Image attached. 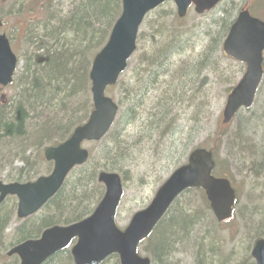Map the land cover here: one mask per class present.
Masks as SVG:
<instances>
[{
  "label": "trees",
  "instance_id": "trees-1",
  "mask_svg": "<svg viewBox=\"0 0 264 264\" xmlns=\"http://www.w3.org/2000/svg\"><path fill=\"white\" fill-rule=\"evenodd\" d=\"M50 3L49 0L44 2L25 0L24 2V4H30V11L36 10L35 4ZM71 3L73 8L67 16H63L58 21L47 20L48 23L41 24V27L30 37L28 47L31 53L27 57L31 60L26 62L27 57L25 59L24 79L18 97L9 106L0 103L1 160L6 155L10 157L11 154H18L21 155L22 160L28 161L26 153L29 150L42 152L49 145L59 144L69 138L73 130L88 119L93 109L89 78L92 61L95 54L107 42L111 29L121 14L122 0H72ZM221 13V17L201 23L197 33L194 29L190 33L187 32V25H189L187 17L180 19L173 11L170 15L178 21L179 27L161 28V23L158 28H154L153 23L150 24L149 29L153 32L144 35V31L138 36V45L140 44L139 47L143 53L139 56L134 70L136 78L133 87H130V77L124 76L117 85L108 88V92L117 98L120 108L126 100L135 112L140 95L145 93L143 88L148 90L150 85H152L151 88H155L157 84L161 87L159 96L163 95V98L160 96L159 101H155L149 116V120L152 118L148 128L151 136L156 132L165 131L172 124H176L174 125L176 128L177 118H174V109L178 105L186 103V107L192 109L194 114L198 111L201 113L202 107H208L204 89L202 85L198 87V83L207 80L206 66H209L211 59L218 52V46L225 38L234 17L232 7L228 8L225 4L222 6ZM204 35L207 36L208 41L202 50L188 59L178 62L173 60L175 57L182 56V53L185 55L184 52L197 51L195 47L198 38ZM192 36H195L194 41L190 39ZM125 74L126 72L123 75ZM159 76L168 77L160 82ZM118 91L119 96H116ZM249 110L237 113L235 118H241L237 129L229 135L225 132L221 133L222 137H218L215 148L200 145L213 151L216 161L215 175L228 176L231 179L229 161L219 157V147L225 139L226 145L234 147L237 145L239 152H245L249 157L255 158L252 165L264 178L263 140L262 146L254 145L249 149H244L239 144L243 133H247L250 126L254 134L256 126L264 127V111L259 116H250L242 120L241 114ZM130 111L132 114L127 116L128 121L133 115V111ZM127 112H129L128 109L123 114L126 115ZM231 123L221 125L222 129L225 131ZM117 124L118 122L115 126ZM115 126L101 141L92 143L90 159L70 173L58 193L48 201L39 214L31 217L35 221L27 218L28 223L25 222L19 226L17 243L37 237L46 227L70 224L92 213L104 195V188L98 182V174L101 170H115L117 163L126 157V151L130 149L127 137H123L121 131ZM145 135L140 134V137ZM96 147L101 148L100 156L97 155ZM112 157L117 161L108 162V158ZM11 178L25 182L35 177L23 168L17 170L16 174L12 173ZM261 188L264 192V182ZM194 191H200L206 200L201 190ZM261 199L264 200V197ZM259 202L250 210H239V213L235 214L236 217L241 215L244 220L243 231L246 229L248 234L252 233L251 245L257 239L264 238V204ZM178 204L179 199L142 246L141 251L152 258L153 264H174L173 260L172 262L164 260L168 258L166 256L168 252L175 255L174 251L179 250V246L188 250L196 247L197 244L204 245L205 238L198 234L202 228L200 230L198 227L206 218L200 211L188 212L181 206L178 208ZM2 207L3 205L0 210ZM9 211L8 208L0 211V250L4 247L3 233ZM218 225L221 224L218 223ZM211 240L207 246L209 247L207 252L202 249L198 251L200 257L218 252L215 242ZM195 254L197 256L196 251ZM174 255L172 259L175 258ZM18 262V258H12L11 262L0 264H18ZM216 262L220 264L219 261ZM252 263L255 264L253 261ZM44 264H74V262L67 248L50 257ZM102 264H119V260L114 255Z\"/></svg>",
  "mask_w": 264,
  "mask_h": 264
},
{
  "label": "rangeland",
  "instance_id": "rangeland-1",
  "mask_svg": "<svg viewBox=\"0 0 264 264\" xmlns=\"http://www.w3.org/2000/svg\"><path fill=\"white\" fill-rule=\"evenodd\" d=\"M37 1L40 2V0ZM41 1L44 2V0ZM71 1L72 0H56L50 4H35L37 8L34 6V9L36 10L30 11V4H24L25 0H0V32H4L10 37L12 40V48L18 52L21 60L14 82L6 89L0 87V95L6 94L5 97L0 96V103L4 101L2 104L9 106V104L13 103L18 97L23 82L22 80L24 79L25 59L27 55L31 53L28 47L30 44V37L41 27V24L48 23L47 20L58 21L63 18V16H67L73 8ZM227 1L228 0H224L223 3H225L228 8L235 6L234 10L237 8L236 5H242L226 4ZM223 5L224 4L218 9ZM252 5L254 7V12L264 17V4ZM172 11L176 13L174 3L167 2L165 5L150 12L140 29V33L145 31L144 35L151 34L153 30L149 28L152 23L154 28H158L161 23V28L172 29L177 28V26L179 27L178 21L170 15ZM210 15L211 14L199 16L191 8L186 18L187 24H189L187 25V32L190 33L194 29L197 33L201 23L206 22L208 19L212 21L213 16ZM201 31L203 32V30ZM191 38V41L195 40V36L190 37V39ZM207 41L208 38L205 35L198 38V43L195 47L197 51L184 52L185 55L182 53V56L175 57L173 60L178 62L185 58H190L191 55L197 54L202 50ZM139 46L140 44L138 47ZM218 48L219 50L211 59L209 66H206L207 80L198 83V87L202 85L204 89L203 93L204 97H206L205 101L208 107H202L201 113L198 111L194 114L192 109L186 107V103L184 105H178L177 108L174 109V118H177L176 120L174 119L175 122H177L176 128L174 127L176 124L169 125L165 131L161 133L156 132L153 136H151L148 130L150 126L149 121L152 119L149 120L153 108L152 106L155 101H159L158 99L160 96L163 98V95L159 96L161 87H158V84L155 88H151L152 85H150L148 90L143 88L145 93L140 95L141 98L138 99V106L135 112L134 108L130 106L131 104L126 100H124L122 108L119 107L115 123L118 122L116 126L118 130L121 131L122 136L127 137L130 149L126 151V157L117 163L115 170L101 171L120 174L123 179L124 195L117 213V223L121 228H124V226L130 222L135 212L145 208L150 203V200L153 198L160 184L169 177L174 169L186 161L193 147L208 145L215 148L218 144V137H222L221 133L225 132V134L229 135L237 129L241 118H235L231 126L224 131L221 127V125H224L222 123V115L230 91L228 89H231L232 86L240 80L244 73V66L225 55L223 56L221 46L219 45ZM141 53H143V50L139 47L131 58V64L126 74L121 77V79L124 76L130 77L131 88L135 82L136 73L134 70L138 64L137 61ZM30 60L31 58L28 59L27 57L26 62H30ZM167 77L168 76H159L160 82L167 79ZM107 95L114 98L118 103L117 98H115L113 94L108 92ZM116 96H119V91L116 93ZM127 109L129 112H127L126 115L125 113L123 114ZM130 110L133 111V115L128 121L127 116L132 114ZM263 111L264 79L253 107L249 111H244L241 114L242 120L244 121L250 116H259ZM174 129L175 131L173 132ZM248 130L247 133L244 131L243 138L239 143L242 148L249 149L254 145H261L262 140L264 142V127L256 126L254 129L256 131L255 134L251 131V126ZM143 133L146 135L140 137V134ZM167 135H169V137H167ZM83 146L90 151L92 143H84ZM236 147L237 145L235 147L233 145H226L224 139V142H222L219 147V157L223 160L226 158L227 161H229L231 180L238 195V203L236 206V214H238L239 210H250L256 203H260L259 201H261V204H264V200L261 199L264 197L263 188H261L264 178L257 173L256 168L252 165L255 158L249 157L245 152H239L240 150ZM96 151L97 155L100 156L101 148L96 147ZM7 157L8 155L2 160L0 159V177L5 182L15 181L11 178V174H16L17 170L19 171L23 168L28 170L30 175L34 177L47 175L53 168V164L45 160L42 152L34 149L26 153L28 161L22 160L20 158L21 155L18 154H11V156L6 159ZM113 159V157L108 158L107 161H117L116 158ZM102 162L104 163V161ZM100 184L103 186L102 183ZM206 201L207 200L204 199L200 191L196 192L190 190L180 197L177 207L179 208L181 206L182 209H186L188 212H191L190 210L194 212L200 211V213L204 215L206 219L202 221V225H199L198 228L200 230L202 228V230L198 234L205 238L204 245L206 247L213 238L212 240L215 242L217 251H222L226 259L230 257L228 260L229 264H247V262L252 264V233L248 234L246 230L243 231L244 220L241 218V215L238 217L235 216L229 223L219 226L212 212L207 208L209 205L208 201L207 203ZM6 208L10 211L3 233L5 241L4 247L0 250V263L11 262L7 257V252L15 245L14 242L18 240L17 230L19 226L26 222V220H20L16 215L17 201L15 198L6 201L0 211ZM33 220L34 218H31L30 221ZM221 248H223V250H220ZM195 251V247L186 250L179 246V250L175 253V258L172 260L174 264H194L196 258ZM141 254L147 256L143 251Z\"/></svg>",
  "mask_w": 264,
  "mask_h": 264
},
{
  "label": "water",
  "instance_id": "water-1",
  "mask_svg": "<svg viewBox=\"0 0 264 264\" xmlns=\"http://www.w3.org/2000/svg\"><path fill=\"white\" fill-rule=\"evenodd\" d=\"M167 0H122V12L116 20L108 41L94 57L91 71V92L94 109L89 119L78 126L69 139L48 147L44 156L53 161V170L33 182L4 184L0 181V203L7 195L18 197V216L27 217L38 211L63 186L70 171L83 164L89 152L84 141L101 140L113 125L118 105L106 95L108 86L115 85L136 50L139 28L145 16ZM177 12L184 17L194 3L195 10L203 13L220 0H173ZM227 55L246 64V71L229 93L223 110L224 124L229 123L240 108L251 107L263 75L264 23L247 11L240 13L231 27L224 45ZM17 57L5 34H0V85L13 81ZM215 162L211 151L193 150L188 162L178 167L161 185L151 203L132 217L129 225L120 229L115 221L123 186L117 173L102 172L98 180L105 186V194L93 213L66 226L46 229L40 238L27 240L14 247L9 254H17L20 264H42L58 251L71 248L75 264H101L113 254L120 264H151L148 257L138 253L145 240L162 219L174 199L189 187L205 190L218 221L231 218L235 204V191L226 178L213 176ZM256 264H264V239H258L251 251Z\"/></svg>",
  "mask_w": 264,
  "mask_h": 264
},
{
  "label": "bare ground",
  "instance_id": "bare-ground-1",
  "mask_svg": "<svg viewBox=\"0 0 264 264\" xmlns=\"http://www.w3.org/2000/svg\"><path fill=\"white\" fill-rule=\"evenodd\" d=\"M12 51H13V53L17 54V52L14 49ZM208 248L209 247H206L203 244L202 245H198V244L196 245L195 250L197 252V256L194 260V264H216V261H219L220 264H229L227 261V260H229V258L226 259L224 257V255L222 254V251L214 253V254H210V255H203L202 257H200V254H198V251L202 249L203 251L207 252ZM220 250H223V248H221ZM177 251L175 250L174 253H176ZM214 252H216V251L214 250ZM168 253L166 254V256H168V258L166 260H164L165 262L171 261L172 256L174 255V254L172 255V253H169V254ZM149 259H150L151 264H153L152 258L150 256H149ZM160 262H162V261H160ZM247 264H251V263L247 262Z\"/></svg>",
  "mask_w": 264,
  "mask_h": 264
},
{
  "label": "flooded vegetation",
  "instance_id": "flooded-vegetation-1",
  "mask_svg": "<svg viewBox=\"0 0 264 264\" xmlns=\"http://www.w3.org/2000/svg\"><path fill=\"white\" fill-rule=\"evenodd\" d=\"M219 4H223L222 2H220ZM225 4V3H224ZM226 4H242L241 6L239 5V11L237 12L236 10V15H238V13L242 10V9H247L249 11V13L253 16V17H257L259 19H261L262 21H264V17L261 15H258L257 13L254 12V7L252 4H264V0H228L226 2ZM251 4V5H250ZM237 17V16H236ZM264 54V52H263ZM9 197V196H8ZM11 197V196H10ZM7 199V198H6Z\"/></svg>",
  "mask_w": 264,
  "mask_h": 264
}]
</instances>
